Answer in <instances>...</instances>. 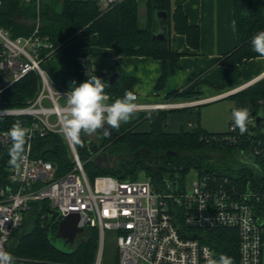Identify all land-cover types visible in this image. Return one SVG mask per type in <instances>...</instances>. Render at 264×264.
<instances>
[{
    "label": "trees",
    "instance_id": "obj_1",
    "mask_svg": "<svg viewBox=\"0 0 264 264\" xmlns=\"http://www.w3.org/2000/svg\"><path fill=\"white\" fill-rule=\"evenodd\" d=\"M186 0H124L105 12H101L97 3L90 0H57L46 7L39 6L41 35L48 38L55 53L62 46L79 38L92 35L97 36V46L111 50V58L118 57H148L170 62L176 65L179 55L172 53L169 46V35L173 32L185 36L192 48L199 45V29L189 24L183 12ZM145 9V17L140 18L139 9ZM164 13L166 19H158L156 15ZM36 18L35 3H24L22 0H1L0 28L7 30L12 38L28 36L32 32V23ZM233 20L237 46L225 55L220 63L226 66L241 64L244 60L260 57L252 50L251 39L259 31H264V0H235L233 6ZM166 27L163 32L162 28ZM162 39H156L159 34ZM52 53V54H53ZM51 54V55H52ZM50 55V56H51ZM43 65V64H42ZM117 74L113 85L108 77ZM89 75H95L106 84L105 92L109 97L107 102L123 97L126 91L133 92L135 80L123 77L118 64L106 72L78 73V86L86 81ZM166 74L158 82L162 86ZM198 82L192 84L181 93L174 92L170 99L184 97L187 100H198L194 92ZM41 89L40 78L37 73L30 72L10 88L0 93V109L25 108L35 99ZM228 98L236 99V108L257 110V102L264 99V78L247 89ZM235 108V109H236ZM169 111H160L155 121L146 132L138 128L149 117L140 112L128 123H122L114 135L97 133L100 142L87 141L82 133L83 146L74 145L78 157L89 159L84 171L89 180L97 176H114L119 180H127V174H132L131 181L136 180V167L146 170L158 185L164 180L177 179L180 188L184 189V182L190 170H197L208 174H218L227 177L229 181L238 180V188L246 189L251 182L255 189L264 180V159L254 157V166L248 167L238 161L241 153L253 151L254 142L250 136L244 137L237 143L225 140L230 132L210 134L197 127L191 131L168 133L163 131V122ZM20 121L29 127L32 119L22 117H0V133L8 132L9 128ZM232 123V122H231ZM230 123V124H231ZM229 124V125H230ZM262 139V138H258ZM93 143L90 146V143ZM97 146L96 154L91 148ZM11 143L4 147L0 143V183L6 182L8 164V150ZM31 151L34 158H42L51 163L54 169V179L68 174L74 167L73 156L65 138L60 133H47L44 137H36L31 141ZM175 153V154H173ZM97 154H107L108 157H123L113 162L111 169H104L91 162ZM169 154V155H167ZM111 163V162H110ZM257 214L264 216V203L257 205ZM47 201L30 204L29 215L21 227L22 231L12 242L11 254L16 259L26 261H58L67 264H93L98 248V232L89 228L78 237L71 252L63 253L52 246L47 238L45 225L48 220ZM20 229V230H21ZM57 227L53 228V232ZM201 243L211 247L215 257L225 254L233 259V264L239 263L238 236L230 229H215L198 233ZM197 236V235H195ZM264 242V234H262ZM116 257V256H115ZM117 260V258H116Z\"/></svg>",
    "mask_w": 264,
    "mask_h": 264
},
{
    "label": "built area",
    "instance_id": "obj_2",
    "mask_svg": "<svg viewBox=\"0 0 264 264\" xmlns=\"http://www.w3.org/2000/svg\"><path fill=\"white\" fill-rule=\"evenodd\" d=\"M90 1L105 12L124 0ZM22 2L35 3L36 18L28 36L12 38L7 30L0 28V93L30 72L38 74L41 89L25 108L0 109V117L27 116L32 119L24 161L19 169L10 167L6 182L0 183V248L11 253L12 239L21 229L30 204L47 201L49 209L59 213L60 220L77 214L78 227L83 230L81 235L89 228L97 230L98 248L93 264H102L106 232L113 233L115 238L117 264H206V250L213 251L209 245L201 243L198 233L219 228L237 233L238 264H262L264 216H258L257 205L264 203V180L255 189L248 182L246 189L241 190L238 180L232 182L227 177L194 169L187 173L184 189L180 188L176 178L164 180L160 185L150 176L143 182L112 176H97L92 181L87 178L74 145L61 131V109L66 105L64 95L67 91H55L42 68L54 47L41 35L40 0ZM257 79L216 98L239 93L255 84ZM138 105L137 112L187 104ZM249 113L247 131L241 134L238 128L234 130L233 121L228 128L230 135L225 140L237 143L250 136L254 142L253 151L240 155L249 157L248 167H253L254 157L264 159V99L257 102V110H249ZM257 118L260 121L256 133ZM50 132L63 135L73 156V169L58 179H54L51 163L34 158L31 151V141ZM0 143L4 147L11 143L7 132L0 133ZM15 262L67 264L16 258Z\"/></svg>",
    "mask_w": 264,
    "mask_h": 264
},
{
    "label": "crops",
    "instance_id": "obj_3",
    "mask_svg": "<svg viewBox=\"0 0 264 264\" xmlns=\"http://www.w3.org/2000/svg\"><path fill=\"white\" fill-rule=\"evenodd\" d=\"M234 1L186 0L184 2L183 12L189 24L199 29V45L197 48H192L185 36L172 32L169 35L170 50L179 55L175 66L170 62L164 63L148 57L111 58L109 55L112 51L99 48L97 36L92 35L71 41L49 56L43 63L45 74L52 85L68 91L72 88L73 82L78 86L79 72L104 73L117 63L123 77H132L135 80L133 93L138 96V104H187L164 110L175 112L169 117L166 116L163 122L164 132L191 131L200 125L194 115L187 116L186 110L200 106L197 103L212 101L219 95L251 83L264 73V58L244 60L241 64L232 67L220 63L222 58L237 46L233 20ZM93 67L97 70L94 71ZM164 73L166 77L162 86L158 88V82ZM195 82H198L194 90L198 100H187L179 96L170 99L172 93L176 91L181 93ZM160 111L163 110L142 112L146 114L149 112L145 115L150 118L141 124L138 130L148 131ZM115 252L116 246L114 255ZM109 264H117V260ZM262 264H264V242Z\"/></svg>",
    "mask_w": 264,
    "mask_h": 264
},
{
    "label": "clouds",
    "instance_id": "obj_4",
    "mask_svg": "<svg viewBox=\"0 0 264 264\" xmlns=\"http://www.w3.org/2000/svg\"><path fill=\"white\" fill-rule=\"evenodd\" d=\"M252 50L260 57H264V31L257 32L251 39ZM106 84L95 75L72 88L64 95L66 105L62 107V128L64 136L72 144L83 146L82 133L92 135L103 129L109 134L111 129H118L122 123H128L139 110L137 96L132 91H126L121 98L111 102L105 92ZM150 118V117H149ZM234 130L239 129L241 134L247 131L250 113L247 108H236L232 112ZM7 136L11 142L8 150V164L19 169L24 161L26 145L30 139V129L20 121H16L8 130ZM206 264H233V259L220 254L218 259L215 253L206 250ZM0 264H16L15 257L0 248Z\"/></svg>",
    "mask_w": 264,
    "mask_h": 264
},
{
    "label": "rangeland",
    "instance_id": "obj_5",
    "mask_svg": "<svg viewBox=\"0 0 264 264\" xmlns=\"http://www.w3.org/2000/svg\"><path fill=\"white\" fill-rule=\"evenodd\" d=\"M55 1H57V0H40L39 6L42 5L43 7H46L50 4H53ZM97 6H98V4H97ZM98 8H99V6H98ZM99 10H100V8H99ZM98 62H100V61H98ZM42 68L44 70V65H42ZM93 70L96 71L97 68L93 67ZM263 78L264 77L257 80L255 83L262 80ZM47 79H48V77H47ZM48 81H49V79H48ZM51 85H52V83H51ZM52 87L57 92L67 91L61 87H57L54 85H52ZM137 103H139V102H137ZM235 108H236V99L227 97V98H222V99H219L216 101H211L209 103H205V104H202V105L197 106V107H192L190 110H186V112L188 113L187 116H190V115L193 116L194 115L196 117V120H197L198 124L200 125L201 129L205 130L207 133H210V134H218V133H223V132L228 131L229 124L231 122H233L232 112ZM148 111H151V110H148ZM141 112H145V111H141ZM173 113H175V112L167 113L168 117L173 115ZM139 114H140V112H137L135 115L139 116ZM155 114H157V112ZM189 122L193 123V121H189ZM168 129H170V128H168ZM86 140L87 141L94 140L96 142H100V137H99L98 133L96 132L95 134H92L90 136L87 135ZM86 158L87 157H85L84 159H81L82 163L84 164L85 167L87 165L91 166L90 164H87ZM121 158H123V157L110 156V157H108V160L110 162H116L117 163V161H119ZM238 161L240 163L246 165V166H248L251 163L250 158L244 157L243 155L238 156ZM135 173H136V180L135 181H137V182H143L146 180L147 177H149L147 175L146 170H144L141 166L136 167ZM126 176L128 178L127 180H131L132 174L129 173ZM112 177H114V176H112ZM90 181H92V180H90ZM186 184L188 187V182H186ZM27 214H30V212L28 211ZM25 218H26V221L29 218L32 219V215H29V216L26 215ZM21 231H22V229L19 230V233ZM18 234L14 237V239L18 236ZM13 240H12V242H13ZM12 242H11V248H12ZM114 249H115V238L113 236V233L106 232L105 233L104 256H103L102 264H109L112 262L114 263V261H116V257L114 255Z\"/></svg>",
    "mask_w": 264,
    "mask_h": 264
},
{
    "label": "water",
    "instance_id": "obj_6",
    "mask_svg": "<svg viewBox=\"0 0 264 264\" xmlns=\"http://www.w3.org/2000/svg\"><path fill=\"white\" fill-rule=\"evenodd\" d=\"M139 16H140V18L145 17V9L144 8L139 9ZM156 17L158 19H160V18H162L163 20L166 19V15L164 13H161V14L158 13L156 15ZM162 31L163 32L166 31L165 26L162 28ZM155 38L156 39H162L163 34L161 33V34L157 35ZM262 77H264V75H261L260 77H258L257 80L261 79ZM116 78H117L116 73L111 74L108 77L109 83L111 85H113ZM215 100H219V98L213 99L212 101H215ZM209 102H211V100L206 102V103H209ZM197 104L201 105V104H205V103H197ZM259 121H260V118H257L256 122H255V132L256 133L258 132ZM105 127L109 128L110 132L108 135L116 134V129H111L109 126H105ZM101 131L104 134L103 129H101ZM253 138H254V136H253ZM92 144L93 143L91 142L90 146H92ZM90 150H91V153L93 155H95L96 151H97V146L94 145ZM173 154H175V153H173ZM167 155H169V154H167ZM107 160H108L107 154H97L95 157H93L91 162H94L99 167L100 166H106V168L109 170L112 168L113 163H109L106 165ZM47 214H48V220H47L46 225H45V230H46L47 238H48L50 244L52 246H54L55 248H57L58 250L62 251L63 253L71 252V250L73 249L74 245L76 244V242L78 240V237L83 233V230L78 227L79 216L77 214H72L63 220H60L59 213L52 210V209H48ZM54 227H57L56 232H53Z\"/></svg>",
    "mask_w": 264,
    "mask_h": 264
},
{
    "label": "flooded vegetation",
    "instance_id": "obj_7",
    "mask_svg": "<svg viewBox=\"0 0 264 264\" xmlns=\"http://www.w3.org/2000/svg\"><path fill=\"white\" fill-rule=\"evenodd\" d=\"M109 163H110V161H109V160H107V163H106V165H107V164H109ZM111 163H113V162H111ZM100 167H101V168H104V169H107V168H106V166H100ZM55 232H56V231H55Z\"/></svg>",
    "mask_w": 264,
    "mask_h": 264
}]
</instances>
